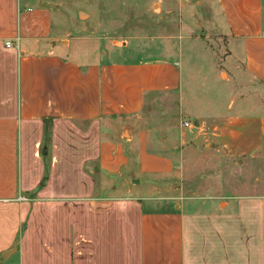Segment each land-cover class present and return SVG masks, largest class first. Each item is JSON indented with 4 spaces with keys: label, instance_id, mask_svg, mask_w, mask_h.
<instances>
[{
    "label": "crops",
    "instance_id": "0c3cea01",
    "mask_svg": "<svg viewBox=\"0 0 264 264\" xmlns=\"http://www.w3.org/2000/svg\"><path fill=\"white\" fill-rule=\"evenodd\" d=\"M68 1L0 0V255L18 245L0 264H264V193L160 208L138 195L201 151L264 155V0H194L204 39L181 29L109 55L63 45ZM194 69L209 80L197 116L183 109Z\"/></svg>",
    "mask_w": 264,
    "mask_h": 264
},
{
    "label": "rangeland",
    "instance_id": "374dc122",
    "mask_svg": "<svg viewBox=\"0 0 264 264\" xmlns=\"http://www.w3.org/2000/svg\"><path fill=\"white\" fill-rule=\"evenodd\" d=\"M63 13L65 17L54 21L62 32L63 45L67 44V39L74 42L79 37L86 38L91 54L109 55L111 52L128 49L141 51L148 47L157 49L161 45V38L179 35L181 29L183 35L190 39L205 38V34L199 32L198 20L194 17L198 14L194 0H70L65 2ZM218 38L207 43H219L221 39ZM180 44L184 49L181 58L185 60L188 41L183 39ZM119 55H123V52ZM223 56L224 53L221 59ZM209 62L210 59H204L205 64ZM187 66L186 69H192ZM198 72L199 69L193 70L191 90L184 91L185 115L197 116L200 111L205 112L204 92L208 90L209 80L205 81ZM151 105L146 107L143 117L149 121L148 129L158 135L159 107L154 103ZM189 118L192 122L196 119L193 116ZM183 169L185 173L181 179H158L154 182L160 187L158 191L138 195L153 197L152 200L158 202L160 208L171 207L187 199L205 198V201L189 203L198 205L203 202L210 204L207 199L224 201L232 196L264 193V155L236 162L222 154L201 151L190 164L185 159ZM129 185L137 186V182H130ZM144 200V205L155 207Z\"/></svg>",
    "mask_w": 264,
    "mask_h": 264
},
{
    "label": "water",
    "instance_id": "95a60500",
    "mask_svg": "<svg viewBox=\"0 0 264 264\" xmlns=\"http://www.w3.org/2000/svg\"><path fill=\"white\" fill-rule=\"evenodd\" d=\"M17 250H18V245L15 244L13 248H11L10 250H7V251L3 252L0 255V261L1 262L6 261L10 257V255L14 254Z\"/></svg>",
    "mask_w": 264,
    "mask_h": 264
},
{
    "label": "built area",
    "instance_id": "2783aa9c",
    "mask_svg": "<svg viewBox=\"0 0 264 264\" xmlns=\"http://www.w3.org/2000/svg\"><path fill=\"white\" fill-rule=\"evenodd\" d=\"M5 45H6V47H9L11 44L9 42H6ZM182 126L184 128H191L192 124L189 121H183Z\"/></svg>",
    "mask_w": 264,
    "mask_h": 264
}]
</instances>
